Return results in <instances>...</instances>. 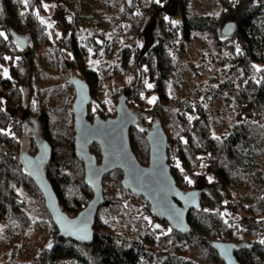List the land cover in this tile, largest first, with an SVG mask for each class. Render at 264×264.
<instances>
[{
    "label": "trees",
    "instance_id": "trees-1",
    "mask_svg": "<svg viewBox=\"0 0 264 264\" xmlns=\"http://www.w3.org/2000/svg\"><path fill=\"white\" fill-rule=\"evenodd\" d=\"M187 1L146 0L137 8L130 6L128 0H118L123 12L120 16L124 15L131 23L134 33L129 41L132 71L129 84L107 92V96L115 106L119 95L126 91L128 106L147 112L144 117L138 116V123L129 131L132 150L142 164L148 159L146 130L156 122L152 119L160 114L159 108L165 109L166 123L158 121L167 134L170 173L181 190H200L198 207L187 214L190 229L178 232L165 220L157 218L143 197L121 187V171L116 169L107 173L111 180L105 177L107 174L103 176L104 203L97 209L92 238L87 244L58 236L36 188L38 202L50 227L48 244L40 242L30 260L21 264H64L65 258L76 264H185L190 248L196 249L198 264H224L212 248L214 240L238 242L235 257L241 264H264V0H219L223 11L230 12L235 22L234 31L219 38L213 34L218 22L215 16L207 14L193 18L187 10ZM50 7L64 16L63 23L56 20L51 23ZM146 18L147 26L157 29L154 41L144 33ZM75 19V10L67 8L63 0H0V32L5 34L0 36V219L5 214L8 216L9 244L11 233L22 230L25 225L22 202L14 184H33L30 173L23 166V152H20L24 119L32 116L24 113L17 118L14 110L21 105L19 96L23 81L28 78L31 85L35 84L30 67L34 61L31 54L37 48L46 46L55 54L57 70L61 73L60 83L55 87L62 93L64 110L59 117L53 114L52 119L48 113L47 119L35 95L27 100L28 107L39 114L38 134L52 147L45 166L46 179L61 209L70 216L85 207L92 196L84 182L82 164L73 152L70 107L74 91H68L71 83L65 79L64 68L77 69L79 76L89 84L91 103L87 119L111 116L110 109L102 105L103 99L96 94L99 77L91 69L84 71L79 58L89 49L98 56L105 54L111 33L101 30L97 38L81 36L76 31ZM142 28L143 34L140 33ZM12 31L30 38V51L20 49L11 36ZM197 31L208 33L220 50L223 49L222 54H217L218 61L227 62V73L233 78L236 111L224 134L213 131L214 118L203 97L189 96L172 102L166 87L170 75L177 69L180 46ZM114 35L117 41L122 38L118 31ZM138 35L143 39L142 45L135 42ZM100 45H104L102 49ZM148 84L152 87H147ZM152 97L156 99L149 103ZM60 137L72 147L68 160L53 157L58 145L54 140ZM32 142L37 152L34 136ZM90 151L100 157L97 145L93 144ZM250 151L260 159L258 162L248 154ZM239 158L244 163H239ZM244 165L247 171L243 170ZM253 169L255 174L260 173L258 178L249 175ZM236 176L248 190L247 201L237 188ZM109 183L113 192L104 193ZM114 211L132 220L141 235L135 237L112 228Z\"/></svg>",
    "mask_w": 264,
    "mask_h": 264
},
{
    "label": "rangeland",
    "instance_id": "rangeland-1",
    "mask_svg": "<svg viewBox=\"0 0 264 264\" xmlns=\"http://www.w3.org/2000/svg\"><path fill=\"white\" fill-rule=\"evenodd\" d=\"M128 1L130 2V6L136 5L137 8H141L146 0ZM63 3L67 8L75 10L76 31H78L81 36H92V38H97L98 32L101 30H104L106 33H111L109 36V48L105 54L98 56L92 49H89L86 54H80L79 58L81 68L84 71H89L91 69L95 71V74L99 77L95 89L97 97L101 100L103 99L104 103L102 105L107 106L111 111V116H114L116 105L112 106V101L110 102L107 92L112 93L113 90H117V88L129 84V75L132 71L130 67L131 56L129 55L131 48L129 41L134 35L131 23L124 18V15L120 16L123 12L121 11V5H119L118 0H63ZM187 10H189L193 18L200 15H214L218 22L214 25L213 34L217 36V38L225 36L222 34L221 30L223 25L234 20L230 12L223 11L219 0H188ZM48 13L53 16L51 18V23L55 22V20L59 23H63L64 16L61 15L59 11H55L50 7ZM147 22L148 19L146 18L143 26H147ZM116 31L122 34V38L119 41L114 39V33ZM156 31L157 29L155 26L152 28V25H150L145 28L144 33H147L152 39L151 41H154ZM140 33L143 34V28ZM25 37L27 38V45L23 49H20L30 51V38H28L27 35H25ZM135 42L136 44L142 45L143 39L140 35L135 38ZM103 46L100 45V49H102ZM220 53H223V49L221 48L220 50L208 33H201L199 31L193 32L187 43L180 46L177 52V69L170 75V79L166 83L169 98L172 102L197 95L203 97L207 101V105H209L211 110V116L214 118L212 129L216 134H224V132L229 130L230 122L234 118L233 112L236 111L235 106H233V98L235 97L233 78L227 73V62H225L224 59L220 62L218 61L217 54ZM31 55H33L34 61L30 69L32 71V82L35 84L34 86L31 85L28 78L23 81L21 94L19 96L21 105L15 108L14 115L17 118L21 117V114L24 113L31 115L40 129L39 114H36L33 108L28 107L27 100L30 95H35L36 101L39 103L38 106L46 113L47 119L49 114H51V119L53 114L55 118L64 114L61 102L62 93L59 87H55L60 83L61 77L59 75L60 72L57 70V60L52 50L46 46L40 47ZM64 69L66 80L70 75H80L77 69H66V67ZM71 89L72 86L69 87L68 91H71ZM64 98L65 102H67V98ZM11 102L13 104L14 101ZM130 109L140 116V118L147 114V112L138 107L131 106ZM159 109L160 114L155 116L152 120L153 122L160 120L165 124V109L162 107ZM150 125L148 127H150ZM26 128V126H23L20 152L34 154L36 149L33 150L35 146L32 142L33 136H31L32 134L30 131L27 132V135L25 134L24 131H26ZM50 128H52L51 125ZM54 142H58V145L53 157L60 161L68 160V155L72 147L69 146L67 140L60 137V140H54ZM138 149L139 148H136V150ZM248 154L252 155L253 160L256 162L260 160L254 156L253 152L250 151ZM238 162L244 163L242 158H239ZM247 168L248 167L245 165L243 166V170L247 171ZM255 172V169L250 170L249 175L252 178H258L260 173L255 174ZM105 177L108 180L112 179L109 174ZM236 178V184L239 183V187L237 188L243 194V200L247 201L248 190L237 176ZM14 188L19 194V200L22 202L21 208L22 212L25 214V225L22 230H14L11 233L12 240L9 244L7 236L8 216L5 214L1 217L0 264H21L24 261L30 260L40 242L44 241L46 242L45 244H48L47 240L49 238L48 233L50 227L47 222L48 218L42 211L40 203L38 202L35 184H32V182L25 185L18 183L14 184ZM113 189L112 184L109 183L104 193H112ZM113 213L114 219L111 221L112 228L120 233H128L135 237L141 235V232L136 230V226L132 220H126L118 215L117 211ZM236 245H239L238 242H236ZM189 250L185 264H198L196 260V249L190 248ZM63 262L64 264H76L69 258H65Z\"/></svg>",
    "mask_w": 264,
    "mask_h": 264
},
{
    "label": "water",
    "instance_id": "water-1",
    "mask_svg": "<svg viewBox=\"0 0 264 264\" xmlns=\"http://www.w3.org/2000/svg\"><path fill=\"white\" fill-rule=\"evenodd\" d=\"M235 22L230 21L221 28L223 35L234 31ZM11 36L23 49L27 38L15 31ZM74 91L71 111L73 113V152L83 167L84 182L92 191V196L76 215L70 216L60 207L55 191L46 179L45 166L50 160L52 147L38 134L36 121L27 116L25 133L34 136L37 152L34 155L23 152V166L30 173L31 180L42 195L44 207L49 213L60 238L87 244L92 238V228L97 209L104 203L102 180L105 174L119 169L120 185L131 194L141 196L148 203L152 213L178 232L188 231L190 210L198 207L200 190L183 191L176 185L167 163V134L160 121L154 122L146 131L148 159L142 164L134 154L130 143V129L138 123V115L127 104L126 91L117 98L114 116H95L87 119V109L91 103L89 84L80 76H69ZM93 144L99 148V155L92 153ZM212 248L224 264H241L235 257L237 245L232 241L214 240Z\"/></svg>",
    "mask_w": 264,
    "mask_h": 264
},
{
    "label": "snow or ice",
    "instance_id": "snow-or-ice-1",
    "mask_svg": "<svg viewBox=\"0 0 264 264\" xmlns=\"http://www.w3.org/2000/svg\"><path fill=\"white\" fill-rule=\"evenodd\" d=\"M5 34L0 32V36H4ZM147 87L151 88L152 85L148 84ZM155 97H152L150 100H149V103H153L155 101ZM191 119V117L189 118ZM177 167H179V164H177ZM185 179H187V177H185ZM189 183H191V181H189ZM156 227H159V225H156Z\"/></svg>",
    "mask_w": 264,
    "mask_h": 264
},
{
    "label": "bare ground",
    "instance_id": "bare-ground-1",
    "mask_svg": "<svg viewBox=\"0 0 264 264\" xmlns=\"http://www.w3.org/2000/svg\"><path fill=\"white\" fill-rule=\"evenodd\" d=\"M95 145V144H94Z\"/></svg>",
    "mask_w": 264,
    "mask_h": 264
},
{
    "label": "flooded vegetation",
    "instance_id": "flooded-vegetation-1",
    "mask_svg": "<svg viewBox=\"0 0 264 264\" xmlns=\"http://www.w3.org/2000/svg\"><path fill=\"white\" fill-rule=\"evenodd\" d=\"M38 126V125H37Z\"/></svg>",
    "mask_w": 264,
    "mask_h": 264
}]
</instances>
